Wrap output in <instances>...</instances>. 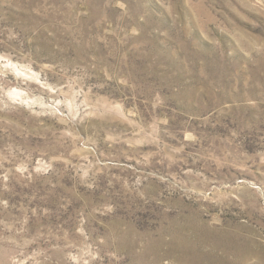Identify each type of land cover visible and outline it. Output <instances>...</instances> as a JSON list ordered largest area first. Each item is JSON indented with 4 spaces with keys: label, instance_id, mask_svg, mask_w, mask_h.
<instances>
[{
    "label": "rangeland",
    "instance_id": "374dc122",
    "mask_svg": "<svg viewBox=\"0 0 264 264\" xmlns=\"http://www.w3.org/2000/svg\"><path fill=\"white\" fill-rule=\"evenodd\" d=\"M0 264H264V0H0Z\"/></svg>",
    "mask_w": 264,
    "mask_h": 264
}]
</instances>
